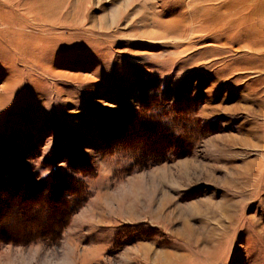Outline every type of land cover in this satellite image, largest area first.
Masks as SVG:
<instances>
[{
	"label": "rangeland",
	"instance_id": "obj_1",
	"mask_svg": "<svg viewBox=\"0 0 264 264\" xmlns=\"http://www.w3.org/2000/svg\"><path fill=\"white\" fill-rule=\"evenodd\" d=\"M0 264H264V0H0Z\"/></svg>",
	"mask_w": 264,
	"mask_h": 264
}]
</instances>
